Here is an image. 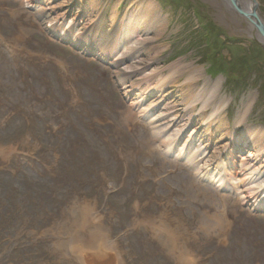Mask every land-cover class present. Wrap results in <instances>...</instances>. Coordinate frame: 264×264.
I'll return each instance as SVG.
<instances>
[{"label":"rangeland","instance_id":"374dc122","mask_svg":"<svg viewBox=\"0 0 264 264\" xmlns=\"http://www.w3.org/2000/svg\"><path fill=\"white\" fill-rule=\"evenodd\" d=\"M24 1L0 0V264H100L98 247L110 264H264V206L194 192L168 134L121 118L123 66L94 52L139 0H100L81 45ZM68 1L75 13L89 2ZM150 1L167 23L158 67L201 68L223 83L230 128L253 102L242 130L264 129V38L243 1ZM249 1L264 24V0Z\"/></svg>","mask_w":264,"mask_h":264},{"label":"bare ground","instance_id":"6f19581e","mask_svg":"<svg viewBox=\"0 0 264 264\" xmlns=\"http://www.w3.org/2000/svg\"><path fill=\"white\" fill-rule=\"evenodd\" d=\"M55 1L58 0H25L24 4L32 8L43 4L55 15L54 22L61 29V38L68 40L74 32L75 45H81L84 29L80 30L78 24L93 17L100 0H89L79 13L68 10L72 5L68 0H59L57 6ZM242 1L245 13L252 15L251 1ZM119 7L114 9L113 21H117ZM166 24L155 2L139 0L127 7L120 31L116 30L108 44L99 45L102 50L94 52L100 59L108 60L116 51L114 63L123 66L121 86L132 103L121 118L128 123L135 121V128L141 126L137 118L148 120L149 125H145L148 133L154 129L157 134H168V152L176 153L177 159H186L194 192H197L198 184L205 183L211 193L202 191L216 195L222 208L264 206V129L249 127L242 130L253 102L236 119L234 128H230L224 118L228 100L221 96L222 81L203 80V70L193 64L177 62L165 69L158 67L163 47L157 43L166 33ZM153 114L155 117L151 120ZM245 148L251 151L237 160ZM230 201L232 203H228ZM102 250L101 247L93 249L91 257L101 260L100 264H106V260L110 264L109 254Z\"/></svg>","mask_w":264,"mask_h":264},{"label":"water","instance_id":"95a60500","mask_svg":"<svg viewBox=\"0 0 264 264\" xmlns=\"http://www.w3.org/2000/svg\"><path fill=\"white\" fill-rule=\"evenodd\" d=\"M257 4V3H256ZM252 15H248L246 13H242L244 14L247 19H249L251 21V23L260 31V33L262 34L263 38H264V24L262 23L261 19L259 18L257 12H258V8L257 5H255L254 9H253Z\"/></svg>","mask_w":264,"mask_h":264}]
</instances>
